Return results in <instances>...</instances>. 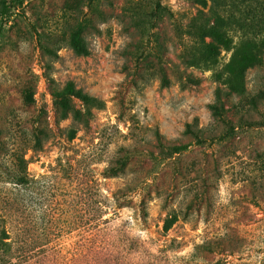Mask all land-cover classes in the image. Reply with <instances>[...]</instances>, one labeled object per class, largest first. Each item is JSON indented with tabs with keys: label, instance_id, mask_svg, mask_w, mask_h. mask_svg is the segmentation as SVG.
Returning <instances> with one entry per match:
<instances>
[{
	"label": "rangeland",
	"instance_id": "rangeland-1",
	"mask_svg": "<svg viewBox=\"0 0 264 264\" xmlns=\"http://www.w3.org/2000/svg\"><path fill=\"white\" fill-rule=\"evenodd\" d=\"M156 1L169 13L151 26ZM203 1L23 0L14 11L0 49V226L13 250L5 264H264V0ZM199 11L222 17L233 39L214 71L190 64L202 46L185 26ZM79 25L87 55L69 46ZM244 41L261 64L237 77L232 54ZM68 83L102 102L87 124L56 107ZM214 104L235 126L225 142ZM37 126L50 132L40 149ZM186 129L212 141L196 145ZM154 132L187 151L154 168ZM132 143L144 154L105 177ZM20 159L25 187L8 180ZM171 209L179 218L163 231Z\"/></svg>",
	"mask_w": 264,
	"mask_h": 264
},
{
	"label": "trees",
	"instance_id": "trees-1",
	"mask_svg": "<svg viewBox=\"0 0 264 264\" xmlns=\"http://www.w3.org/2000/svg\"><path fill=\"white\" fill-rule=\"evenodd\" d=\"M199 1L202 6L205 5V1ZM22 2L23 0H0V49L2 47L4 36L3 26L9 22L11 15L22 4ZM162 12L169 13L168 9L162 7L160 2L156 1L154 10L149 14L148 23L152 24L151 26H153V23L160 17ZM233 23L237 22L234 21ZM246 26L250 25L247 24ZM240 28L244 29L245 25H240ZM185 32L202 46L201 57L192 58V62L190 63L191 66H194L195 68L214 71L221 51H229L232 48L233 39L228 36L226 30L223 29L222 17L216 18L212 21L203 12L199 11L185 26ZM69 46L77 55L88 54V49L82 37V27L80 25L71 32L69 37ZM261 46L264 48V38L261 40ZM256 64H261L260 49L250 41H244L242 46L237 48L232 54L231 68L237 77L241 74L243 69ZM213 76L216 78V80H220V77L217 76V73L214 72ZM188 82L193 85L198 83V81L193 78H188ZM160 83L162 86H168L169 84V80L164 72L162 73ZM220 93V91L217 92V101H220L221 99ZM56 98V107L60 111L62 117H66L68 114H71L74 120L84 124H87L88 120L92 117V110H100L103 106L102 102L84 94L81 90L76 89L72 83L66 84L62 92L56 94ZM74 100L80 104V109L75 108L72 105V101ZM210 109L212 110V114L218 119V121L221 122L224 127L223 132L218 137L219 142H225L229 140L232 134H235V126L229 120L225 119L223 105L214 104L210 107ZM185 133L192 136L196 145L204 144L206 140L212 141V137L208 139L207 137L201 136L200 132L193 131L191 129H186ZM154 134V146L156 152L153 153L152 151H149L147 155L152 160L154 168L160 167L167 161L172 160V162H175L176 159H178L180 155H182L188 149V145L166 143L163 141V138L159 133L154 132ZM49 136L50 132L46 130V128L37 126L32 135L33 148L40 149L42 142L48 139ZM132 142L135 143L136 141ZM134 143L129 146L122 145L119 148V155L113 160L112 165L104 171L105 177L116 178L125 174L131 160L144 154L139 147L133 145ZM18 166L21 168V173L19 172L13 177L10 176L8 180L10 183H13L16 186L25 187L29 183L25 175V161L20 159ZM151 176L152 175L149 174L147 177L143 178L139 184L140 188L142 186L144 189L150 187L149 183H147V180H149V178L151 179ZM136 188L138 187H127L126 190L130 193L134 192ZM104 204H106V201H104ZM163 206L167 208V203L164 202ZM143 212L145 211L143 210ZM178 218L179 215L177 211L174 209L168 211L163 221V231H168L172 225L176 223ZM204 247L205 245L202 244L198 245L196 249H202ZM12 256L13 250L9 231L0 226V264L8 263V258H12Z\"/></svg>",
	"mask_w": 264,
	"mask_h": 264
}]
</instances>
